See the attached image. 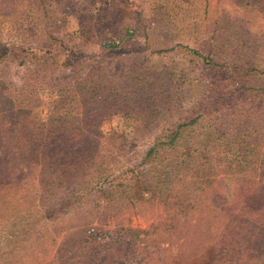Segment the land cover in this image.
<instances>
[{"label":"trees","instance_id":"16d2710c","mask_svg":"<svg viewBox=\"0 0 264 264\" xmlns=\"http://www.w3.org/2000/svg\"><path fill=\"white\" fill-rule=\"evenodd\" d=\"M59 39L71 51L61 64L70 72L53 82L64 94L63 103L50 111L46 121H36L31 115L32 106L38 102L37 87L31 84L28 90L18 87L15 91H0V264L23 262L24 257L28 264H42V258L61 241V230L53 236L47 221L51 227L59 224L58 218L88 206L90 195L92 208L102 215L108 209H120L123 203L133 206L137 201L153 200L164 205L167 247L177 246L181 256H186L184 261H192L176 264H257L264 260V181L260 180L264 179V83L257 88L243 78L252 76L256 65L264 66V58L256 63L255 57L252 64L243 54L239 57L220 44L214 48L220 57L215 60L213 48L207 49L203 58H210L209 63L221 72H231L232 65L241 82L222 85L229 99L217 97L215 101L220 104L212 107L220 111L209 113L206 132L199 133L195 128L200 117L177 122L168 132L153 138L138 162L116 169L112 168V161L99 156L98 138L88 137L86 132L97 127L95 123L102 119V112L91 120L86 119L87 115L90 110L105 107L113 110L111 113L123 109L130 114L132 107L124 104L126 100L145 102L149 112L143 108L144 112L154 114L152 105L157 98L147 95V100H141L142 86L138 91L135 88L141 76L128 64L122 66V78L128 80L119 85L120 92L108 85V90H101L103 81L82 65L84 52L78 53L62 42L63 38ZM9 44L5 47L0 41V70L27 68L29 64L56 63L60 67L47 51L24 54L27 50L19 44L17 34ZM1 74L6 76L5 72ZM118 76L114 73V77ZM33 79L41 85L37 77ZM53 83L48 80L45 85L52 88ZM90 101L95 103L89 104ZM233 113L237 118H231ZM74 120L90 123L85 137L67 142L54 135ZM232 121L242 126L239 131L233 129ZM108 149L114 151L117 146ZM215 161L225 164L224 175L234 183H222L227 197L211 201L214 184L223 180L215 173ZM94 164L98 167L93 170ZM119 231L123 232L119 238L128 244L142 240L141 235L150 237L157 233L155 229L133 227H122L116 233ZM102 233L110 238L108 243L116 242L109 232ZM194 249L191 255L190 250ZM93 257L91 254L90 259Z\"/></svg>","mask_w":264,"mask_h":264},{"label":"rangeland","instance_id":"374dc122","mask_svg":"<svg viewBox=\"0 0 264 264\" xmlns=\"http://www.w3.org/2000/svg\"><path fill=\"white\" fill-rule=\"evenodd\" d=\"M16 34L19 44L27 50L24 54L32 50L47 51L53 62L60 66L56 67V63L47 66L29 64L27 68L0 70V91H12L13 88L15 91L18 87L28 90L31 84L37 87L38 102L32 106L31 115L39 122L46 121L50 111L63 103L64 94L59 91L58 83L53 82L70 72L61 64L71 51L59 43V38L78 53L84 52L86 58L82 65L85 71H91L103 81L101 90H108V85L116 88L117 93L121 91L119 85L128 80L122 78L124 64L140 74V82L133 85L137 91L142 86L139 90H143L141 100H147V95L157 98L152 105L154 114L144 112L143 108L148 111L145 102L126 100L124 104L132 107L128 108L132 110L130 114L124 113L123 109L120 113H111L113 110L108 107L90 110L88 120L103 114L93 131L88 130L90 123L86 125L74 120L66 129L54 132L56 137L76 142L80 136L85 137L88 130V137L98 138L101 144L99 156L112 161V168L120 169L138 162L153 138L168 132L177 122L200 117L195 128L199 133L206 132L209 113L215 109L218 111L214 114L220 111L212 107L220 104L215 101L217 97L229 99L228 93L221 89L222 85L241 81L232 65L229 66L231 72H221L209 63L210 58L203 56L207 55V49L213 48L212 55L218 60L219 53H214V48L222 44L239 57L243 54V58L252 64L255 57L256 63L264 58V0H0V41L9 47ZM256 67L251 71L252 76L243 78L261 88L259 83H264V66L260 63ZM4 72L6 76L1 74ZM114 73L119 76L114 77ZM34 76L41 85L33 81ZM48 80L52 81V88L46 87ZM231 118L237 116L233 113ZM232 122L235 123L233 129L239 131L242 126ZM112 145L117 149L109 152L108 147ZM262 145L264 149V140ZM224 166L221 161L214 162L215 173L223 180L214 184L211 201L227 197L222 183L226 186L234 183L233 179L225 177ZM96 167L94 164L93 170ZM92 199L90 195L88 206L76 208L61 219L55 216L59 224L54 227L47 221L53 236L61 230L58 236L61 241L42 258V264L192 262L191 259L184 261L186 256H181L182 251L177 246L167 247L164 205L153 200L137 201L133 206L123 203L120 209H108L102 215L101 211L92 208ZM98 227L100 229L96 230ZM122 227L155 229L157 233H150V237L141 235L142 240L138 237L133 243L127 238L128 244L120 239L123 232L116 233ZM90 231L94 235L88 234ZM102 232L112 234L116 242L108 243L110 238ZM89 241L92 243L88 244ZM155 243L157 246H153ZM195 250H190L191 255ZM26 258L15 264H28ZM257 262L264 264V260Z\"/></svg>","mask_w":264,"mask_h":264}]
</instances>
